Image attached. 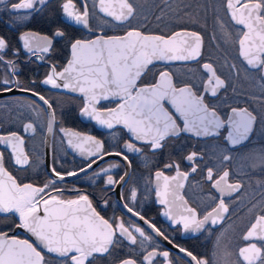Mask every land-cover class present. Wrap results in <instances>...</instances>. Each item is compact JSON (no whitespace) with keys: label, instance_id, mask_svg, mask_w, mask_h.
<instances>
[{"label":"snow or ice","instance_id":"obj_1","mask_svg":"<svg viewBox=\"0 0 264 264\" xmlns=\"http://www.w3.org/2000/svg\"><path fill=\"white\" fill-rule=\"evenodd\" d=\"M163 2L168 4V0ZM49 3L50 0H0V4H4L6 10L12 13L25 12L15 17L20 22L30 20L32 13L43 12ZM61 7L68 21L82 26L93 36L69 40L66 64L62 70L53 64L42 83L78 93L82 101L81 116L108 129L120 125L131 137L130 141L124 142L122 151L105 152L103 142L96 137L61 128L60 131L68 137V146L81 156L102 160L104 156L114 155L121 157L131 167L132 162L126 152L142 154L145 148L155 152L163 149L169 139L177 138L182 133L196 137H218L224 130L226 145L232 148L250 141L257 115L249 107L224 101L225 111L220 103H216L231 84L227 77L218 73L212 62L201 65L204 75L199 85L177 83L168 70L154 73L155 78L151 83L144 82L152 72L150 66L156 62H199L203 46L200 33L187 30L174 31L169 35L147 33L132 26V21L138 15L136 0H92L93 16L98 9L104 17L111 18V21L103 19L104 25L128 28L123 34L107 35L101 29V34L96 35L90 25L88 0H81L80 8H77L74 0H64ZM224 7L228 21L234 28V32L229 30L228 23L216 17L224 43L233 44L238 57L250 68L258 70L261 80H264V0H224ZM156 19L160 20L161 16ZM65 35L63 30L56 28L51 35L25 31L19 39L28 53L43 60V54L52 50L53 41ZM212 39H217L215 34ZM7 48L6 39L0 37V62H4ZM6 63L14 66L11 60ZM227 67L229 71L236 70L238 73L235 64H228ZM3 84L8 85L9 81L5 79ZM20 90L38 96L47 106L46 127L48 133H52L55 123L52 104L32 89ZM0 91L10 92L12 89L4 87ZM258 99L264 105V93ZM105 101L114 106H104L102 102ZM23 131L35 133L36 127L31 122L25 123ZM137 141L140 142L139 146ZM0 144L11 150L9 160L14 165L25 168L30 164L29 154L24 147L25 139L18 132L0 134ZM202 158L195 151L185 157L190 162L192 173L197 171L196 162ZM97 159H89L87 168H92ZM244 159L249 170L259 168L264 171V150L251 153ZM219 160L221 163L232 160L227 148L221 151ZM115 167L119 165L113 164L101 171L109 173ZM164 169H172L175 174L166 175L163 170L155 172L158 202L164 206L163 215L184 233L209 231L208 226L223 221L230 211L225 197H232L235 201L241 197L244 188L241 182L230 180L227 168L220 174H214L213 168L208 167L204 178L219 195H209L208 199L214 205L201 214L196 207L190 206L181 191L191 173L181 171L180 165L175 162L166 163ZM52 173L56 179L42 186L25 183L5 166V155L0 151V219L11 221L0 225V264H53L51 257L56 258V264H96L97 260L112 258L117 249L125 246V241L128 255L116 257L114 264H157V257H163V264H176L169 251H160L158 247L148 250L145 247V242H151L152 237L146 234L144 228L126 222L122 217L106 218L97 211L89 195L75 190V198L65 199L56 180L76 176L75 171L62 174L53 168ZM95 175L99 176L100 172ZM127 175L125 172L118 179L107 175L106 186L114 188L125 184ZM260 187L264 188V183ZM121 196L134 203L137 191L133 187L128 197ZM104 204L107 206L108 201L104 200ZM123 207L133 217H139L157 236L178 249L187 258V264H264V191L260 193V199L248 208L249 213L254 215L241 234V239L246 243L233 253L228 244H222L221 234L216 239L211 257L173 244L160 228L135 211L129 203H124ZM257 208L259 212H256ZM17 229L27 233L28 238L14 234ZM137 234L142 238L139 240V252L131 247L138 244ZM233 256L235 259H232Z\"/></svg>","mask_w":264,"mask_h":264},{"label":"flooded vegetation","instance_id":"obj_2","mask_svg":"<svg viewBox=\"0 0 264 264\" xmlns=\"http://www.w3.org/2000/svg\"><path fill=\"white\" fill-rule=\"evenodd\" d=\"M63 2L64 0H50L43 12L32 13V18L23 22L15 19L16 16L25 14L23 10L12 13L6 10L4 4H0V37L5 38L8 44L4 52V62H0V89L4 87L12 89L10 92L0 91V134L16 131L22 135L25 139V151L30 157V164L25 168H20L9 160L11 150L0 144V151L5 155V166L19 180L37 186L56 179L52 173L53 168L62 174L75 171L76 176H65L63 181L56 180V185L63 190L65 199L75 198L77 195L75 190L89 195L97 211L106 218L122 217L126 222L144 228L146 234L152 237L151 242H145V247L148 250L158 247L160 251H169L175 258L176 264H187V258L168 241L158 238L139 217H133L128 213L123 207L124 203H129L135 211L140 212L145 219L160 228L173 244L192 250L195 254L211 257L216 239L221 234H223L222 244H228L231 251L235 253L239 246L246 243L241 239V234L253 219L254 214H250L248 208L260 199V193L264 191V188L260 187V184L264 183V171L259 168L254 171L249 170L244 159L251 153L264 150V105L258 99L264 93V87H262L264 80H261L258 70L250 68L238 57L233 44L224 43L216 17L223 18L228 23V29L234 32L225 12L224 0H168L167 5L163 0H136L138 15L132 21V26L153 34L169 35L180 30L200 33L203 37V46L199 62H156L154 66H150L152 72L148 74L144 82L151 83L155 78L154 73L168 70L173 74V79L177 83L191 82L199 85L204 75L201 65L205 62H212L218 73L222 77H227L231 84V87L216 103H220L225 111L227 109L223 105L224 101L228 104L249 107V110L257 115V123L250 141L232 148L226 145L224 130H221V135L218 137H196L190 133H182L177 138L169 139L163 149L155 152L147 148L142 154L126 152L132 162L131 167H128L127 162L121 157L114 155L104 156L102 160L96 157L81 156L79 152L68 146V137L60 131L61 128H65L82 135L94 136L103 142L105 152L122 151L124 142L131 139L127 130L120 125L108 129L90 118L81 116L82 101L78 93H71L62 88L55 89L51 85L42 83L53 64L58 66V70H62L66 64L69 57V40L93 36V33L88 32L82 26L74 25L66 19L61 7ZM74 3L77 8H80L81 0H74ZM88 3L90 25L95 29L96 35L101 34V29L107 35L123 34L128 30L127 26L104 25L102 20L111 21V18L104 17L98 9L93 16L92 0H88ZM157 16H161V19L157 20ZM145 17H147L146 20ZM56 28L63 30L66 35L64 38H57L53 41L52 50L43 54V60L28 53L19 39L25 31L51 35ZM213 34L217 39H212ZM9 60L14 62V66L7 65L6 62ZM228 64H235L238 73L236 70L229 71ZM5 79L9 81L8 85L3 84ZM20 89H32L52 104L55 123L49 141L46 127L47 106L39 100L38 96ZM102 103L104 106H114L107 101ZM29 122L36 127L35 133L23 131V125ZM136 143L140 145V142ZM225 148H227V154L232 156V160L221 163L219 156ZM193 151L203 157L196 162L197 171L195 173L191 172L190 162L185 159ZM89 159H97V163L93 164L92 168H87ZM172 162L178 163L181 171L191 173L181 191L190 206L196 207L201 214L210 210L214 205V202L208 199L209 195H219L211 188L210 182L204 178L208 167L213 168L214 174H220L224 168H227L230 171V180L239 181L244 185L239 199L233 201L232 197H225V201L230 205V211L223 221L217 225L208 226L209 231L195 234L184 233L179 226L173 225L163 215L164 206L158 202L154 174L158 170H163L166 175H174V170L164 169L166 163ZM113 164H118L119 167L111 168L109 173L101 171ZM82 168L86 171H80ZM97 172H100L99 176L95 175ZM125 172L128 173L125 177V184L116 185L114 188L106 186L107 175L118 179ZM133 187L137 191L134 203L121 196L123 194V197H128ZM104 200L108 201L107 206ZM256 212H259V208ZM10 222V220L0 219V225ZM14 234L20 238H27L19 229ZM140 239L142 238L138 236V244L131 246L136 252L140 251ZM125 255H128L126 241L125 246L117 249L112 258L97 260L96 264H114L116 257ZM51 259L53 264H56V258L51 257ZM232 259H235V256ZM157 264H163V257H157Z\"/></svg>","mask_w":264,"mask_h":264},{"label":"water","instance_id":"obj_3","mask_svg":"<svg viewBox=\"0 0 264 264\" xmlns=\"http://www.w3.org/2000/svg\"><path fill=\"white\" fill-rule=\"evenodd\" d=\"M180 31H183V30H180ZM160 62V61H159ZM162 62V61H161ZM47 140L49 141L50 140V133L47 134ZM151 230V229H150ZM21 232H23L22 230H20ZM25 234V236L28 238V234L23 232ZM154 233V232H153ZM155 234V233H154ZM156 235V234H155ZM157 236V235H156ZM158 238H163V237H159L157 236Z\"/></svg>","mask_w":264,"mask_h":264}]
</instances>
